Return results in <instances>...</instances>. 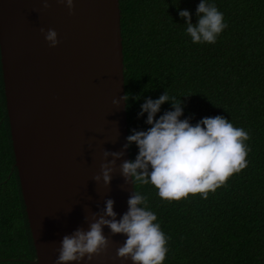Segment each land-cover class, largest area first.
Instances as JSON below:
<instances>
[{"label": "trees", "instance_id": "16d2710c", "mask_svg": "<svg viewBox=\"0 0 264 264\" xmlns=\"http://www.w3.org/2000/svg\"><path fill=\"white\" fill-rule=\"evenodd\" d=\"M200 0H118L127 131L146 130L145 98L167 92L182 101L193 125L222 115L249 133L247 167L206 199L165 201L151 184H133L148 197L168 237L163 264H264V0H207L227 27L214 44L193 43L179 11L193 24ZM139 96V99L133 97ZM172 110L161 105L156 118ZM137 146H129L135 159ZM0 264H37L21 196L5 106L0 63Z\"/></svg>", "mask_w": 264, "mask_h": 264}, {"label": "water", "instance_id": "95a60500", "mask_svg": "<svg viewBox=\"0 0 264 264\" xmlns=\"http://www.w3.org/2000/svg\"><path fill=\"white\" fill-rule=\"evenodd\" d=\"M0 0V63L19 186L37 264H55L60 242L84 219L114 200L117 219L134 190L119 165L109 186L96 183L103 151L126 143L125 94L118 0ZM57 32L49 47L44 33ZM109 160L112 157H108ZM123 186V187H122ZM107 250L91 261L69 264H132L116 257L122 234L110 235Z\"/></svg>", "mask_w": 264, "mask_h": 264}, {"label": "clouds", "instance_id": "9594fccd", "mask_svg": "<svg viewBox=\"0 0 264 264\" xmlns=\"http://www.w3.org/2000/svg\"><path fill=\"white\" fill-rule=\"evenodd\" d=\"M64 3L71 15L74 0H57ZM44 7H49L48 0H43ZM197 23L191 21L187 9L180 10L184 19L186 33L193 43L214 44L218 35L227 27L223 13L214 3L200 0L196 7ZM44 33L49 47H55L59 41L57 32L48 29ZM125 93L112 103L119 106L127 101ZM139 99V96L133 97ZM170 102L172 110H166L156 118L161 105ZM147 113L146 130L132 129L126 137V143L119 152L103 151L104 162L100 164V173L92 179L104 186L111 183V173L116 161L124 156L125 150L133 143L138 148L134 160H123L119 165L125 184H151L157 190V196L165 201H179L190 195H200L206 199L210 192L226 185L234 175L247 167L249 133L242 127H235L222 115L203 117L194 125L190 118L181 119L182 101L170 97L167 92L158 98H145L140 105V117ZM112 157L111 160L108 157ZM123 187V186H122ZM114 200L106 198L104 207L98 212H90L84 219L88 229L77 228L70 235H65L58 249L55 264H69L87 259L105 252L110 240L104 235V227L110 235L126 236L116 249V257L131 260L132 264H163L168 252V237L162 231L156 214L148 210V197L132 191L127 200V211L119 219L114 211Z\"/></svg>", "mask_w": 264, "mask_h": 264}]
</instances>
